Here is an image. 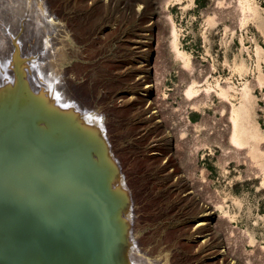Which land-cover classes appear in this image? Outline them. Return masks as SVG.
Masks as SVG:
<instances>
[{"label":"rangeland","instance_id":"rangeland-1","mask_svg":"<svg viewBox=\"0 0 264 264\" xmlns=\"http://www.w3.org/2000/svg\"><path fill=\"white\" fill-rule=\"evenodd\" d=\"M6 5L25 34L37 16L39 38L63 31L57 67L106 120L135 232L161 260L150 264H264V0H0V15ZM203 216L204 243L192 234Z\"/></svg>","mask_w":264,"mask_h":264},{"label":"bare ground","instance_id":"bare-ground-1","mask_svg":"<svg viewBox=\"0 0 264 264\" xmlns=\"http://www.w3.org/2000/svg\"><path fill=\"white\" fill-rule=\"evenodd\" d=\"M5 10L0 15V264L160 263L135 232L131 186L110 145L106 120L77 106L66 90L57 67V51L66 44L63 31L39 38L37 16V35L25 34L22 19L10 24L12 8ZM53 31L50 25L45 32ZM236 119L232 140L241 144ZM208 220L203 216L192 232L203 243L212 235Z\"/></svg>","mask_w":264,"mask_h":264},{"label":"water","instance_id":"water-1","mask_svg":"<svg viewBox=\"0 0 264 264\" xmlns=\"http://www.w3.org/2000/svg\"><path fill=\"white\" fill-rule=\"evenodd\" d=\"M74 100H76V99H74ZM79 104H80V103H78L77 106H78ZM80 105H81V104H80ZM20 107H21V105H18V110H20ZM115 216H116V214H113V215L110 216V218H111V219H112V218L114 219ZM60 223H61V222H56L55 224H60Z\"/></svg>","mask_w":264,"mask_h":264}]
</instances>
